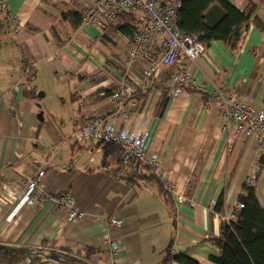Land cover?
I'll return each instance as SVG.
<instances>
[{"label":"crops","instance_id":"obj_1","mask_svg":"<svg viewBox=\"0 0 264 264\" xmlns=\"http://www.w3.org/2000/svg\"><path fill=\"white\" fill-rule=\"evenodd\" d=\"M8 1L22 27L10 32L0 12V242L44 252L89 247L96 264H180L164 263L171 246L214 264L210 255L219 248L213 239L223 222L211 208L220 193L224 213L254 175L264 208V152L256 157L254 138L238 133L221 109L231 99L264 110V0H229L251 10L263 27L250 22L234 49L221 40L206 45L187 62L195 88L168 99L157 116L161 83L174 67L161 65L152 87L123 100L128 121L111 115L109 97L123 77L132 85L143 78L141 60L125 61L126 35L115 26H74L65 15L88 0ZM220 87L223 96L214 93ZM96 115L132 129L143 122L148 152L156 154L162 174L120 153L104 164L102 147L76 132ZM39 170L49 197L24 202L26 182ZM170 182L174 193L165 200L161 188ZM59 191L84 211L77 221L67 219ZM110 217L122 224L109 225ZM106 237L118 239L117 252L102 247Z\"/></svg>","mask_w":264,"mask_h":264},{"label":"built area","instance_id":"obj_2","mask_svg":"<svg viewBox=\"0 0 264 264\" xmlns=\"http://www.w3.org/2000/svg\"><path fill=\"white\" fill-rule=\"evenodd\" d=\"M88 1L80 10L81 23L92 24L102 30H106L113 24L116 16L121 12L138 14V23L132 28L130 34L125 36L127 44L125 61L128 65H132L137 59L141 60L143 78L136 85H132L127 77H123L120 84L110 91L109 97L115 103V110L111 114L114 118L121 117L126 121L129 120L130 112L122 106L123 100L152 87L161 65L174 66L168 77L161 83V89H165L168 99L175 98L184 89L195 88V81L187 62L203 54L206 46L177 26L175 18L177 9L180 7V0ZM0 12L8 21L10 32H19L22 27L21 19L9 9L8 0H0ZM214 93L223 96V88H216ZM221 109L223 118L227 122H232L238 133L254 138L256 142L254 155L260 156L264 152V110L255 108L243 100L231 99L224 100ZM76 132L82 133L96 143L117 145L123 160L135 159L144 162L152 168L155 175L162 174L156 154L148 152L143 122L132 129L126 125L116 126L108 122L104 116L96 115L76 129ZM43 173V170H39L26 182V190L21 200L37 204L48 199L49 194L44 191L41 183ZM244 182L252 187L254 175L248 176ZM165 188L169 193H174V185L171 182L167 183ZM56 196L62 199L63 205L67 208V219L70 222H75L83 216L84 211L75 205L71 194L59 191ZM241 207L243 203L236 200L228 211L218 213L221 221H233ZM211 210L215 212L213 205ZM107 222L111 226L122 224V220L113 217L108 218ZM102 247L109 253H115L120 243L116 238L106 237L102 241Z\"/></svg>","mask_w":264,"mask_h":264},{"label":"trees","instance_id":"obj_3","mask_svg":"<svg viewBox=\"0 0 264 264\" xmlns=\"http://www.w3.org/2000/svg\"><path fill=\"white\" fill-rule=\"evenodd\" d=\"M65 16L74 26L81 22L80 11H71ZM175 19L181 31L191 34L205 46L211 41L221 40L232 49L237 47L250 22L258 28L263 27L257 16L251 18V10H240L229 0H180ZM137 23L138 16L134 12H121L107 29L115 26L120 33L129 35ZM167 101L166 91L162 89L155 110L157 116L162 114ZM98 145L104 152V164L107 163L108 156L120 153V148L112 143ZM260 164L264 165V160H261ZM243 187L245 193L239 195L237 199L243 203V207L239 209L233 221L222 223L220 236L213 239L219 248L217 254L210 255L214 264H264V208L259 203L253 187L245 183ZM161 189L162 196L169 200L168 191L165 188ZM213 210L222 213L221 193L213 205ZM170 247L166 249L164 263L176 261L180 264H200L184 252H171ZM34 250L41 251V254L34 256L35 264H89L87 261L93 259V254L96 253L89 247L64 248L62 252L55 250L44 252L41 248ZM25 261L23 251H11L0 247V263L21 264Z\"/></svg>","mask_w":264,"mask_h":264},{"label":"water","instance_id":"obj_4","mask_svg":"<svg viewBox=\"0 0 264 264\" xmlns=\"http://www.w3.org/2000/svg\"><path fill=\"white\" fill-rule=\"evenodd\" d=\"M104 37H106L105 34H103ZM0 247L5 248L7 250L11 251H23L26 256V261L22 262L21 264H35L34 262V256L41 254V251L34 250L28 246L24 245H14V244H9V243H2L0 242ZM2 264V263H0Z\"/></svg>","mask_w":264,"mask_h":264},{"label":"rangeland","instance_id":"obj_5","mask_svg":"<svg viewBox=\"0 0 264 264\" xmlns=\"http://www.w3.org/2000/svg\"><path fill=\"white\" fill-rule=\"evenodd\" d=\"M168 75H169V74H168ZM167 77H168V76H167ZM248 176H249V175H248ZM248 176H247V177H248ZM247 177H246V178H247ZM244 183H245V182H244ZM213 205H214V204H213ZM215 212H216V211H215ZM217 213H218V212H217ZM72 254H73V253H72ZM73 255H74V254H73ZM96 255H97V254H96ZM98 255H101V254H98ZM87 262H88L89 264H96V263L93 261V259L88 260ZM101 262H102V261H101Z\"/></svg>","mask_w":264,"mask_h":264}]
</instances>
